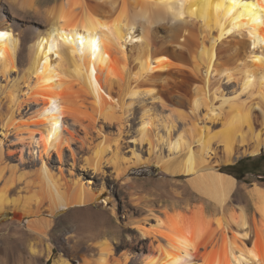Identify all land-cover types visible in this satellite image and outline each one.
I'll use <instances>...</instances> for the list:
<instances>
[{
	"label": "bare ground",
	"instance_id": "6f19581e",
	"mask_svg": "<svg viewBox=\"0 0 264 264\" xmlns=\"http://www.w3.org/2000/svg\"><path fill=\"white\" fill-rule=\"evenodd\" d=\"M51 1L0 0V76L16 73L0 86V221L13 229L25 221L29 233L46 240L49 216L88 209L94 195L72 173L87 154L82 171L103 177L110 168L116 182L129 184L128 172L143 160L134 151L123 156L122 130L133 99L143 97L172 108L165 124L159 120L167 158L157 159L156 168L188 177L199 203L152 207L128 220L152 253L140 264H264V188L254 184L249 205H233L236 179L217 169L264 154V0ZM216 77L234 81L248 102L223 97L215 110ZM201 111L212 121L219 111L222 129L211 133ZM142 114L135 133L150 153L155 118ZM112 123L118 136L106 140L103 127ZM8 135L22 148L19 165L3 158ZM23 148L36 156L37 168L24 180L20 173L15 182L23 187L14 185L19 175L8 185L12 178L3 172L23 167ZM9 209L21 217H7ZM92 241L94 264H112V243ZM49 251L46 245L47 259ZM131 260L124 256L122 264Z\"/></svg>",
	"mask_w": 264,
	"mask_h": 264
},
{
	"label": "rangeland",
	"instance_id": "374dc122",
	"mask_svg": "<svg viewBox=\"0 0 264 264\" xmlns=\"http://www.w3.org/2000/svg\"><path fill=\"white\" fill-rule=\"evenodd\" d=\"M52 2L51 0H41L43 6H49ZM15 74V72H11L8 76H5V78L0 76V86H4L8 82L10 83L15 79ZM218 80L219 78L217 77L212 79L213 85L219 87L217 96L221 95L218 96V99L214 102L215 110H218L223 97L224 99H234V97L236 99L237 97V100L240 102H248V96L240 94L234 81L226 82V80L221 79L220 83ZM171 109V107L162 108L158 102H153L148 98H134L127 115V126L122 130L121 142V150L126 159L131 158V152L134 151V153L139 155V158L143 160L140 164H136L137 167L135 166V169L133 168L128 172V177L131 179V182L122 185L116 182L114 177L110 175V168L104 169L105 175L103 177L98 174H92L91 171H82L80 167L84 163L83 160L84 158L90 157V154L80 157L77 167L72 170V173L74 177L82 181L85 187L87 186V188L91 190L94 195V203L92 202L89 204L88 209H85V207L69 209L64 212L55 213L53 216H49L45 213L44 216H49V218L54 221L46 240H42L29 233L26 229L25 221L22 225L14 229L9 225V222L0 221V264H53L60 258L69 264H83V260H88L87 262L94 264L98 255L96 249L91 246V243H93L92 240L95 238L112 243L114 248V254L111 258L112 262L110 260L112 264H122L124 256H129L132 259L130 264H140L143 258L152 254L150 249L148 250V242L142 240V238L140 239L139 233L129 227V225H126L128 224V220L140 219L142 216L146 215L147 210L152 207L158 208L160 206V208L162 207L167 210L172 208L184 209L186 206L190 207L199 203V201L188 192V177H170V175L160 171L158 168L155 174L157 176H150L147 174L148 170L144 169L148 167L156 168L157 166L155 164L160 157L161 159H164V157L167 158V149L164 146L166 138L163 137L164 139H162L165 130H163L164 128L162 126L166 123L163 117H170ZM142 110L143 112L148 110V115H151L149 120H154L155 118V122L153 123V121H151L152 126L150 125V128H148L150 131L152 130V135L155 134L153 136V148L155 149H153V152L150 150V153L146 141L140 144V137H137L135 133L139 128V120L143 116ZM219 115H221V113L216 111L214 114L216 117L212 121L210 117H205V112L201 111V113H199V118L200 120H204L206 126L210 128L211 133H217L222 129L219 120H217ZM151 117L152 119H150ZM161 118L164 124L160 122ZM175 123L177 129L182 125L178 121ZM118 133L119 131L116 123L105 124L101 136H103L104 139L106 138V140H111L116 138ZM92 135H95V133L92 132ZM156 137H158L157 140ZM155 140L157 142H155ZM3 141L5 144L3 146V158L6 164L19 165L17 159L20 156V150H22L20 144L15 142L11 135L6 136L5 139L3 138ZM215 143L216 141H213L212 146H215ZM220 148L219 146V149ZM7 149L9 153L6 152ZM22 152L25 164H23V167L19 166L15 171L19 174L12 173V177V174L9 175L10 173L8 171L3 172V179L4 177L5 179L12 178L8 180V185L11 184L9 181L12 182L14 180L13 178L19 175L18 177L16 176L13 181L15 184H13L15 187H23L20 183H16L19 177L22 175L24 180L25 176H32V173L37 168L36 156L31 159L27 154V148H23ZM105 157L108 158L109 154H105ZM53 158L56 160L55 157ZM133 160L134 159H132V161ZM144 161H150L149 163L151 165L147 162L143 164L142 162ZM240 161H256L259 165L263 164L264 166V154L255 157L244 156L231 165H219V167L222 171V169L228 166H234ZM23 174L27 175L23 176ZM2 182L3 181L0 180V189L1 187L3 188ZM254 184L264 188V173L258 174L253 172L252 176H247L240 182L237 181V188L233 194L232 204L249 205L247 190ZM11 189L12 188L9 189V196L15 199L17 197L16 190L12 191ZM23 195H25V192L21 191L20 196ZM143 206H149V208ZM11 211L9 209L7 217H15V219L21 217L19 211ZM46 245L50 247L48 259L46 257ZM120 245L122 247H119ZM31 248H33V251Z\"/></svg>",
	"mask_w": 264,
	"mask_h": 264
},
{
	"label": "crops",
	"instance_id": "0c3cea01",
	"mask_svg": "<svg viewBox=\"0 0 264 264\" xmlns=\"http://www.w3.org/2000/svg\"><path fill=\"white\" fill-rule=\"evenodd\" d=\"M236 169L245 172V177L252 176L253 172L258 174L264 173V166L259 165L258 162L254 161H240L238 164H236ZM260 177V176H259ZM243 178V179H244ZM237 184V181H236Z\"/></svg>",
	"mask_w": 264,
	"mask_h": 264
},
{
	"label": "trees",
	"instance_id": "16d2710c",
	"mask_svg": "<svg viewBox=\"0 0 264 264\" xmlns=\"http://www.w3.org/2000/svg\"><path fill=\"white\" fill-rule=\"evenodd\" d=\"M238 164V163H237ZM237 165L234 166H228L224 169H222V173L228 174L236 179V181L240 182L245 176V172L237 170L236 169Z\"/></svg>",
	"mask_w": 264,
	"mask_h": 264
},
{
	"label": "water",
	"instance_id": "95a60500",
	"mask_svg": "<svg viewBox=\"0 0 264 264\" xmlns=\"http://www.w3.org/2000/svg\"><path fill=\"white\" fill-rule=\"evenodd\" d=\"M144 169H147L148 170V173L147 174H149L150 176H152V175L157 176V175H155L157 173V170H158L157 168H150V167H148V168H144ZM217 169H218V171L221 172V168L220 167H217Z\"/></svg>",
	"mask_w": 264,
	"mask_h": 264
}]
</instances>
